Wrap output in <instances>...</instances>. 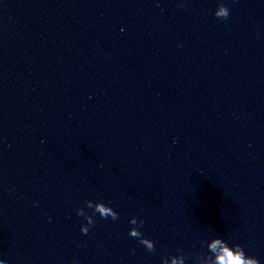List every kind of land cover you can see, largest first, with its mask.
I'll use <instances>...</instances> for the list:
<instances>
[{"label":"water","instance_id":"1","mask_svg":"<svg viewBox=\"0 0 264 264\" xmlns=\"http://www.w3.org/2000/svg\"><path fill=\"white\" fill-rule=\"evenodd\" d=\"M86 200L119 218L82 234ZM215 236L264 264V0H0V264H194Z\"/></svg>","mask_w":264,"mask_h":264},{"label":"clouds","instance_id":"2","mask_svg":"<svg viewBox=\"0 0 264 264\" xmlns=\"http://www.w3.org/2000/svg\"><path fill=\"white\" fill-rule=\"evenodd\" d=\"M230 14L228 7L224 3H219L218 7L215 10L214 15L220 19H227ZM85 204L87 208L92 210V214H88L84 208H78L76 214L84 218L86 223H82L80 226V231L82 234H88L90 227H93L95 221L93 216L99 214L103 219H108L109 217L112 220H117L119 214L109 205L106 204L103 200L94 202L93 200H86ZM129 223L133 227L129 228V236L137 238L138 242L143 245L147 251L152 252L155 250L154 241L150 238H147L140 231V227L143 225V220H140L139 223L137 218L133 216ZM208 253H198L194 264H260L259 260L250 255H246L244 248L238 244H229V242L220 236H215L208 240L207 242ZM177 252L182 253V250L177 249ZM177 255L170 256L172 258V264H177L175 259ZM180 264H185L186 257L183 254L179 255ZM169 258V257H168ZM167 258H162L161 264H166Z\"/></svg>","mask_w":264,"mask_h":264}]
</instances>
